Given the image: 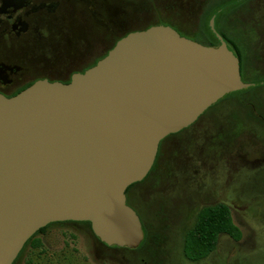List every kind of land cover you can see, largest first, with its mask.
Returning a JSON list of instances; mask_svg holds the SVG:
<instances>
[{
	"label": "water",
	"instance_id": "95a60500",
	"mask_svg": "<svg viewBox=\"0 0 264 264\" xmlns=\"http://www.w3.org/2000/svg\"><path fill=\"white\" fill-rule=\"evenodd\" d=\"M216 38L208 47L150 26L118 39L67 83L37 80L0 95V264L56 222H87L106 247L140 245L126 189L148 175L161 140L250 86Z\"/></svg>",
	"mask_w": 264,
	"mask_h": 264
},
{
	"label": "rangeland",
	"instance_id": "374dc122",
	"mask_svg": "<svg viewBox=\"0 0 264 264\" xmlns=\"http://www.w3.org/2000/svg\"><path fill=\"white\" fill-rule=\"evenodd\" d=\"M207 1H63L47 24L51 61L60 65L53 78L65 79L126 33L143 30L145 24L119 32L129 18L141 17L137 15L153 22L159 17L154 6L166 16L176 13L178 34L192 40ZM223 27L235 35L243 51V82L264 76V0L242 6L226 17ZM44 37L43 27L42 44ZM17 55L11 48L4 58L15 62ZM159 145L148 176L126 194L146 232L139 249L106 247L87 224L57 222L37 234V247L25 246L13 264H264V86L207 109L191 126ZM217 203L229 208L241 239L220 236L204 260L185 261L184 232L198 209Z\"/></svg>",
	"mask_w": 264,
	"mask_h": 264
},
{
	"label": "flooded vegetation",
	"instance_id": "af4514ba",
	"mask_svg": "<svg viewBox=\"0 0 264 264\" xmlns=\"http://www.w3.org/2000/svg\"><path fill=\"white\" fill-rule=\"evenodd\" d=\"M63 1L67 0H0V95L11 97L37 80L67 83L72 74L82 73L94 65L114 45L81 69L69 72L65 79L53 78L54 73H60V65L57 62L54 65L51 61L50 31L47 24L48 17L60 7ZM154 7L157 8L159 17H154L153 22H149L150 17L137 15L141 17L129 18L128 25H120L119 32L127 28L130 31L137 25L145 24L144 29L150 26H168L179 33L176 29L178 15L172 13V16H169L170 14L166 16L160 13L161 7ZM172 10H176L175 5ZM43 27L44 45L41 43ZM11 48L19 52L15 62L4 58Z\"/></svg>",
	"mask_w": 264,
	"mask_h": 264
},
{
	"label": "trees",
	"instance_id": "16d2710c",
	"mask_svg": "<svg viewBox=\"0 0 264 264\" xmlns=\"http://www.w3.org/2000/svg\"><path fill=\"white\" fill-rule=\"evenodd\" d=\"M250 1L252 0H208L202 6L201 11L198 15L196 32L192 39L194 42L200 45L216 47L218 45L216 35H218L225 43L227 49L237 58L239 62L241 80L244 68V54L235 38V35L224 30L223 22L226 17L237 11L242 6L248 4ZM210 18L213 19V31L208 26ZM246 83H249L250 86L223 96L209 108L215 107L219 103L230 99L235 95L241 96L246 93H252L254 89L264 86V76L253 77ZM157 156L158 152L156 155V159ZM133 185H130L126 189L125 195ZM126 204L128 205L127 198ZM81 223H85L89 226L87 222ZM49 225L50 224L39 229L30 239H28L18 253L17 257L21 254L25 246L30 245L31 247H37L38 240L35 238V236L42 233ZM141 226L143 232V240L137 247V249H139L144 244L146 238V232L142 221ZM220 236H227L234 242H238L241 239V231L234 224L229 208L222 203L201 207L197 210L191 226L184 232L181 247V254L183 259L189 263H198L204 260L215 250L218 238ZM15 260L13 261V263L15 262Z\"/></svg>",
	"mask_w": 264,
	"mask_h": 264
}]
</instances>
